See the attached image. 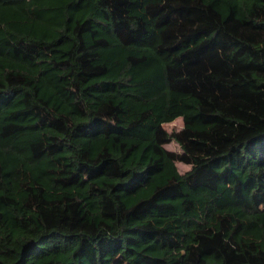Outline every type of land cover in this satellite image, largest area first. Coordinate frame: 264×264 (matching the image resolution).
<instances>
[{
	"label": "trees",
	"instance_id": "obj_1",
	"mask_svg": "<svg viewBox=\"0 0 264 264\" xmlns=\"http://www.w3.org/2000/svg\"><path fill=\"white\" fill-rule=\"evenodd\" d=\"M0 264H264V0H0Z\"/></svg>",
	"mask_w": 264,
	"mask_h": 264
},
{
	"label": "rangeland",
	"instance_id": "obj_2",
	"mask_svg": "<svg viewBox=\"0 0 264 264\" xmlns=\"http://www.w3.org/2000/svg\"><path fill=\"white\" fill-rule=\"evenodd\" d=\"M162 127L168 134H171L173 132H178L182 128V120L178 118L171 123L164 124ZM164 148L173 153H177V154L180 153L179 146L173 141L165 144ZM175 165L180 174H184L190 169V166L179 162H176Z\"/></svg>",
	"mask_w": 264,
	"mask_h": 264
}]
</instances>
